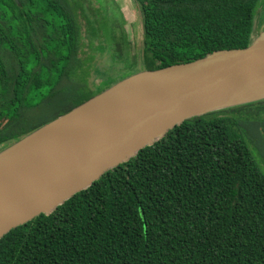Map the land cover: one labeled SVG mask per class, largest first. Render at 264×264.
Wrapping results in <instances>:
<instances>
[{"label": "trees", "instance_id": "16d2710c", "mask_svg": "<svg viewBox=\"0 0 264 264\" xmlns=\"http://www.w3.org/2000/svg\"><path fill=\"white\" fill-rule=\"evenodd\" d=\"M137 1L141 65L117 51L120 72L96 70L103 87L92 90L77 58L78 15L89 45L95 23L114 31L98 22V8L86 0H0V147L130 74L245 47L260 5ZM263 146L264 99L187 119L49 214L4 234L0 264H264V171L255 155Z\"/></svg>", "mask_w": 264, "mask_h": 264}, {"label": "water", "instance_id": "95a60500", "mask_svg": "<svg viewBox=\"0 0 264 264\" xmlns=\"http://www.w3.org/2000/svg\"><path fill=\"white\" fill-rule=\"evenodd\" d=\"M264 99V30L245 47L130 74L0 150V238L49 214L192 117Z\"/></svg>", "mask_w": 264, "mask_h": 264}, {"label": "rangeland", "instance_id": "374dc122", "mask_svg": "<svg viewBox=\"0 0 264 264\" xmlns=\"http://www.w3.org/2000/svg\"><path fill=\"white\" fill-rule=\"evenodd\" d=\"M87 1L98 8L97 18L99 22L113 25L117 22L119 24L114 33V31L110 32L103 29L100 31L95 23L94 26L97 27L96 36L88 45L86 35L90 30L87 32V22L85 18H82V14L78 15L82 24V44L77 51V58L81 64L80 68L85 70V85L87 88L95 90L103 87L101 83L103 77L99 76L96 70L100 72L107 70L106 73H111V75L120 72L119 68H116L121 63L115 57L117 51H120V55L123 57L133 58L136 61V67L141 65L143 58L142 14L137 0H112L111 4L104 3V6H100L97 0ZM102 1L106 2L105 0ZM259 3L254 24L257 32L264 30V0H260ZM86 15L91 19L95 16L93 11L88 8L86 9ZM111 36H115L117 40ZM1 126H3V123L0 124ZM10 143L1 146L0 150ZM255 155L259 166L264 171V146Z\"/></svg>", "mask_w": 264, "mask_h": 264}, {"label": "flooded vegetation", "instance_id": "af4514ba", "mask_svg": "<svg viewBox=\"0 0 264 264\" xmlns=\"http://www.w3.org/2000/svg\"><path fill=\"white\" fill-rule=\"evenodd\" d=\"M98 1V0H97ZM105 1H107V2H111V1H109V0H105ZM86 2H88L87 0H86ZM89 17V16H88ZM90 20H94L95 19V17H93V19H91V18H89ZM86 21V20H85ZM87 22V21H86ZM99 22V21H98ZM92 23H94V22H92ZM100 23V22H99ZM96 25H98V24H96ZM118 25L119 24H117V22L115 23V25H113L114 26V33H115V29H117V27H118ZM98 29L100 30V27H98Z\"/></svg>", "mask_w": 264, "mask_h": 264}]
</instances>
